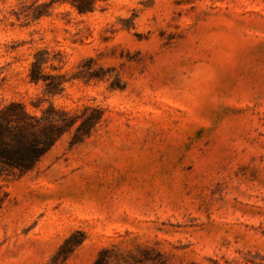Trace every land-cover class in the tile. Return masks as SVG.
<instances>
[{
  "label": "rangeland",
  "instance_id": "obj_1",
  "mask_svg": "<svg viewBox=\"0 0 264 264\" xmlns=\"http://www.w3.org/2000/svg\"><path fill=\"white\" fill-rule=\"evenodd\" d=\"M48 2L0 0V108L104 121L4 182L0 264H264V0Z\"/></svg>",
  "mask_w": 264,
  "mask_h": 264
},
{
  "label": "trees",
  "instance_id": "obj_2",
  "mask_svg": "<svg viewBox=\"0 0 264 264\" xmlns=\"http://www.w3.org/2000/svg\"><path fill=\"white\" fill-rule=\"evenodd\" d=\"M107 0H49L43 6L54 3L68 4L78 14L93 12L98 3ZM38 16H41L40 14ZM46 53V51H44ZM40 53L34 56L28 78L30 82L44 84L43 93L53 96L63 90L62 75L42 73ZM50 80V82H48ZM37 108L36 105H34ZM104 121V110L98 106L83 105L67 110L51 104L33 114L17 101H10L0 108V211L8 198L4 182L11 176L24 175L33 170L42 157L65 135H70L71 146L82 142ZM82 241V239H81ZM81 241L75 243L79 244ZM69 251L58 250L62 258ZM102 251L93 264H107Z\"/></svg>",
  "mask_w": 264,
  "mask_h": 264
}]
</instances>
